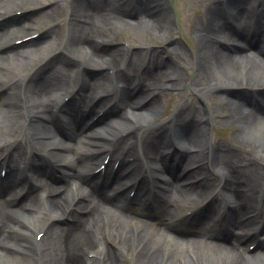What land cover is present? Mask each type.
Segmentation results:
<instances>
[{
    "label": "bare ground",
    "instance_id": "obj_1",
    "mask_svg": "<svg viewBox=\"0 0 264 264\" xmlns=\"http://www.w3.org/2000/svg\"><path fill=\"white\" fill-rule=\"evenodd\" d=\"M161 1L0 0V161L18 176L0 177V264H264V0L206 4L202 22L193 23L195 80L145 40L117 50L120 31L147 37L133 16L152 39H163L160 27L172 34L171 20H163L170 11ZM47 5L69 17L66 33L59 23L9 30L18 23L15 12L31 14ZM54 11L41 13L52 17ZM36 33L42 44L30 39L13 45ZM49 48L72 60L63 70L67 78L42 73V53ZM77 67L82 70L75 74ZM201 80L208 84L204 89ZM186 83L206 104L211 95L217 100L207 117L181 88ZM243 90L257 97L244 98ZM67 96L73 98L65 103ZM167 101L175 108L157 125ZM99 108L108 111L91 123ZM213 122L237 128L229 143L211 138ZM166 137L171 143L157 141ZM107 155L109 163L96 173L94 164ZM125 180L143 200V186L155 185L163 212L156 223L138 211L130 215V198L107 193ZM20 182L27 190H18ZM205 199L221 228L242 236L211 235L209 241L165 219L167 213L181 216L184 207L190 214L180 219H201ZM256 240L255 250L244 248ZM130 251L128 263L122 253Z\"/></svg>",
    "mask_w": 264,
    "mask_h": 264
},
{
    "label": "rangeland",
    "instance_id": "obj_2",
    "mask_svg": "<svg viewBox=\"0 0 264 264\" xmlns=\"http://www.w3.org/2000/svg\"><path fill=\"white\" fill-rule=\"evenodd\" d=\"M172 1H173V4L168 5V7L172 8V10L170 11V15H168L167 17L163 19V20H166V19L171 20L170 29L173 30L172 35L171 34L168 35L166 33V29H167L166 26L163 29L160 27V30L162 31V33H160V36L163 39L154 40L151 38V33L148 30L147 31L143 30L141 25L137 22V20L136 21L134 20L138 28L141 31H143L142 33L145 34L147 37L135 38L131 36L129 32L122 31L121 33L118 34V37H117L118 39L117 50H120L122 48H134L135 44L136 45L140 44L143 42V40H145L144 41L145 43H149V45L152 46L155 50H158L159 56L161 58H164V61H171L174 65H176L179 62L181 66L180 67L177 66V67H179L178 69L180 70V72H182L188 80H195L196 68L191 62L192 60H194V58H197V42H196V34L194 33V29H193V26H194L193 23L196 21L197 24L199 25L202 22L201 16L203 14L202 12L204 11V7L206 6V4H208V2L212 0H172ZM246 2L247 1H245L244 4H242L241 9H245V7L248 6L246 5ZM252 2L253 0H249V6L252 4ZM53 6L48 7L47 5L43 9L37 11L32 16L28 15L27 17H21L24 19L23 21L22 19H20L19 26H21L22 22H25L26 19L27 21H30L32 24L40 25L41 28H43V26H50L53 24L60 23L61 25L60 31L63 33L64 32L66 33L67 26L69 24V17L66 14H63V12L58 7H53ZM125 8H129V7L126 5ZM53 9L56 10V12L58 13H55V11L52 12L51 14L52 17H47L45 16V14L41 13V12L50 11ZM85 22H87V20ZM94 22H95L94 18H88L87 23L94 24ZM166 35H167V38H166ZM35 42L42 44L38 41V39L35 40ZM126 42H128V45ZM173 47H175V50L173 49ZM66 53H67L66 51L63 52V50L61 49L58 50V52H52V53H51L50 48L45 50L42 53V55L44 56L43 59L45 60V63L43 62L42 63L43 66L40 68L42 70V73L46 77H49L52 74H54V72L52 71L53 68L54 70L55 68L59 66L66 68L67 62L72 61L71 59H69ZM181 53H183L184 55H181ZM52 54H53V57H52ZM55 73L59 74L57 73V71ZM200 83L201 84L199 85V87L202 89L208 86L207 82H205L204 80H201ZM181 88H183L186 96L192 97L194 99L196 106H198V109H200L203 115L210 112L212 106H215L216 103H218L217 100L213 97V95H211L210 102L208 101V104L205 103L206 101L205 102L201 101L200 100L201 98L198 95H196V92H193L191 85H189L188 83H186L185 85H182ZM210 92H212V90L208 89V93ZM174 100H175V97H174ZM168 101L166 103V106L163 107L164 109H166L167 112L157 121V124L164 123L171 116L172 111L175 108L176 103L174 102L169 103ZM214 116H220V114L213 115L212 119H214ZM216 120H219V119H216ZM210 128H211V138L223 144L229 143V140L233 136H235L237 132V128L234 125H231L229 123L213 122ZM157 141L165 144V141L162 139H158ZM242 144H243L242 147L247 145L245 143H242ZM240 145L241 143H238V146H234V148L235 147L239 148ZM242 150L246 151L245 148H242ZM235 153H238V152H235ZM34 159L36 160V158ZM128 193L129 191L126 194ZM134 199L136 201V204L138 205L139 204L138 199L136 198ZM154 200H156V205H159L161 203V198L160 197L157 198L155 196H152L151 201L149 200L148 202L151 203V202H154ZM174 202L175 200H171V204H173ZM131 208L133 209L130 215L132 214L138 215V214H135L136 211H139L141 214H146V215L148 214V217L149 215L150 216H152L153 214L155 215V210L151 212L144 208L141 209L142 206H136V207H131ZM184 210L185 208L182 211L184 212ZM156 214L161 217L163 215V212L160 208H158L156 209ZM170 214L171 213H167L164 215L166 220L170 219ZM139 217L140 218L142 217L143 219L150 221L148 217H143V215ZM194 224H198V223L195 222ZM178 227L184 228L185 225L183 223H179ZM186 228L191 229L192 227H186ZM203 229L204 228L199 227V229H196V232L197 231L202 232ZM128 254L129 255L124 253L123 256L125 258V261H127L128 263H131V256H132L131 251Z\"/></svg>",
    "mask_w": 264,
    "mask_h": 264
}]
</instances>
